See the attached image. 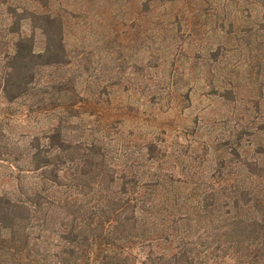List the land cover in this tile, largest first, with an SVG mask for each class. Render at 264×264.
I'll return each instance as SVG.
<instances>
[{
    "label": "trees",
    "instance_id": "obj_1",
    "mask_svg": "<svg viewBox=\"0 0 264 264\" xmlns=\"http://www.w3.org/2000/svg\"><path fill=\"white\" fill-rule=\"evenodd\" d=\"M17 1L0 0V98L5 105L0 109V264H207L221 258L219 250L229 251L236 264H264V145L241 158V138L247 133L233 130L227 174L221 175L219 159L208 181L199 182L166 171L168 155L157 135L130 148L117 145L120 117L111 113L105 90L116 81L97 82L104 73L97 65L100 55L86 66L81 62L90 51L75 53L65 46L64 25L78 16L46 9L47 0H33L38 6L32 8ZM173 1L145 0L142 11L150 2L152 10ZM184 1L191 4L187 12L195 21L189 15L161 18L157 25L166 34L151 37V66L165 67L161 84L169 91L188 82L182 66L194 59L190 49L201 29L207 27L204 33L213 37L217 27L231 37L230 2H261L254 28H245L248 36L264 31V0ZM216 1L227 4L220 5L224 12L214 27L205 12L216 11ZM203 4L208 6L204 13ZM24 20L28 34L20 33ZM35 33L42 43L37 51ZM226 42H217L214 52L226 54ZM254 50L258 54L264 47ZM195 52L193 64L204 67L208 94L231 100L232 86H223L229 81L210 57L213 51L199 47ZM221 76L215 85L214 78ZM20 108L17 116L43 118L45 124L23 139L3 133ZM157 243L171 249L154 253L151 248L142 260L131 251Z\"/></svg>",
    "mask_w": 264,
    "mask_h": 264
},
{
    "label": "rangeland",
    "instance_id": "obj_2",
    "mask_svg": "<svg viewBox=\"0 0 264 264\" xmlns=\"http://www.w3.org/2000/svg\"><path fill=\"white\" fill-rule=\"evenodd\" d=\"M144 1L47 0L46 9L63 16L65 12L78 16L69 18L67 27L64 25L66 49L75 53L90 51L92 55L89 59L81 62L86 66L94 65L92 60L100 55L97 65L104 73L98 75L97 82L107 84L108 79L116 81L117 84L105 90L110 92L108 97L111 101V113L119 114L120 117L117 124L122 132L119 136L121 139H117V145H128L130 148L139 141L157 135L156 141L159 140L160 146L168 155L163 165L167 172L174 176L192 177L196 182L201 179L208 181L213 167L221 159L220 162L224 166L221 175L225 176L227 163L232 157L228 151H231L233 130L247 133L241 138L245 146L241 158H250L254 148L264 145V52L262 50L256 54L254 50V46L264 47V31H252V35L248 36L245 28L249 25L254 28L253 24L261 14V2H230L227 21H233L234 32L227 38L216 27L224 12L220 5L227 3L216 1V11L205 12L208 15L207 21L216 27V35L212 37L211 32L204 33L207 27L201 29L200 37L196 35V38H199L194 41L195 48L190 49V55L194 59L190 60V65L184 63L182 66L188 82H183V85L169 91L164 87V83L161 84L167 78L165 67L151 66V56L155 50L151 37L157 36L161 39L166 34L157 25L161 18L173 21L177 20L178 16L185 19L189 15L191 23L196 18H192L187 12L191 4L184 0L154 6L152 10L150 2L146 12L142 11ZM17 2L21 3L19 5H30V8L38 6L33 0ZM207 8L208 6L203 4L201 12L204 13ZM176 13L178 15L173 18ZM82 16L87 17L83 19ZM203 19L202 16L201 22ZM180 31L182 32V28ZM29 32L28 22L24 20L20 33ZM33 37L34 50L37 51L42 46L41 38L37 33ZM261 39L263 43L260 42ZM224 41H227L226 54L222 50L214 52L217 50V42ZM199 47L213 51L209 53L210 57L217 60L216 64L221 67L219 72L224 75V80L226 78V81H229V84L223 86H232L234 95L228 96L231 100L208 94L206 71L201 64H193L198 61L199 54L195 51ZM223 54L226 57H223ZM261 54L262 56L258 57ZM238 59L240 61L236 63ZM259 62L260 67L257 70ZM236 64L238 65L235 68L233 65ZM214 80L216 85L223 77H215ZM157 86L161 89L158 90ZM4 107V101L0 98V109ZM15 108L16 106H12L10 111ZM22 110L23 108H20L16 117L5 126V135L23 139L27 134H32L45 125L43 118L35 120L17 116ZM3 186L5 187L4 184ZM151 248L154 253H164L171 249L169 244L157 243L143 247L135 245L131 251L137 260H142L145 254L151 252ZM228 252L225 251L224 254L223 250H219L217 255L221 258L217 257L216 261L208 259L206 263L236 264L233 256L227 257Z\"/></svg>",
    "mask_w": 264,
    "mask_h": 264
}]
</instances>
